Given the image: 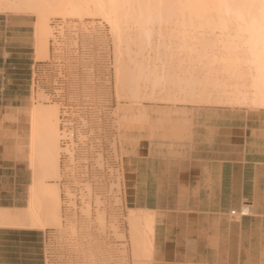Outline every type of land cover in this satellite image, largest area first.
Returning a JSON list of instances; mask_svg holds the SVG:
<instances>
[{
	"label": "crops",
	"instance_id": "obj_1",
	"mask_svg": "<svg viewBox=\"0 0 264 264\" xmlns=\"http://www.w3.org/2000/svg\"><path fill=\"white\" fill-rule=\"evenodd\" d=\"M3 85L0 209H18L25 205L5 203L6 192L17 198L16 144L30 104L4 98ZM249 101L144 103L133 114L123 134V201L148 264H264V107ZM244 202L251 214L231 216ZM15 230L0 226V264H34L35 248Z\"/></svg>",
	"mask_w": 264,
	"mask_h": 264
},
{
	"label": "rangeland",
	"instance_id": "obj_2",
	"mask_svg": "<svg viewBox=\"0 0 264 264\" xmlns=\"http://www.w3.org/2000/svg\"><path fill=\"white\" fill-rule=\"evenodd\" d=\"M34 19L32 14L0 11V55L3 50L2 47L5 46L3 55L7 58L4 63L0 58V67H4L0 74V83L3 81L5 87L3 97L8 98V100L26 99L30 105L31 103L55 105L57 111L58 107L63 105L72 108L78 105L82 106L81 113L89 118H91L94 110H97V114H100L102 119V165L100 185L99 188H95L92 183L90 184L92 178L85 173L87 167H84L91 161V149L88 147L81 149V146L77 144L78 150H76L75 156L78 162L75 168V177H77L76 180L79 184L77 182L71 183L72 186H76L72 187L76 196L73 195L74 198L70 202L64 196L67 181L63 177L61 178L62 161L61 166L59 161L61 180L58 179L57 183L60 184L58 186L61 198L60 227L47 228L42 231L28 229L15 231L22 233L20 240L22 246H28V240H30L31 247L35 248L36 259L34 264H136V256L131 241L132 221L130 217L132 211L125 207L123 201L122 165L120 171L115 166L117 159L122 161L123 134L130 129L133 114L139 113L144 103L185 104L189 102L205 104L208 102L170 101L162 97L170 81L171 83L178 81L173 75H170L173 80L170 79V76L166 79L160 78L161 80H158L159 85L164 84L160 85L161 90L158 89L159 85L155 89L161 67L166 65L165 68H175L177 67L176 64L178 65L177 58L170 59V61L163 56L154 61L148 60L147 57L136 56L134 59V56L131 57L130 55V58L125 55L123 63L125 62L126 65V67L124 65L126 73H129L126 74V83L130 86L125 85L127 87H125V92H127L128 87L129 90L127 93L124 92V95L128 96L124 97L121 94L118 98L115 90L114 69L116 61H114L113 37L109 24L100 17L83 16L82 19L68 17L63 20L56 14L48 15L47 22L53 31L52 36L47 40L48 57L36 59L33 38ZM20 45H24V47H18ZM136 49L133 47V50ZM211 49L216 50L217 47L210 45L202 47L204 51H211ZM175 50L177 49L175 48ZM197 57L193 55L188 61H184L185 63L181 62V67L183 65L182 68H187L192 64L193 66L191 65L190 68H198L205 60L204 57H198L201 60ZM33 61H37L38 64L34 85L31 84ZM198 61L201 63L197 64ZM153 66L158 67L159 71ZM152 68L156 70V74L148 75V70H153ZM176 69L174 70L177 72L175 75L180 78L186 77L183 72L180 74V69ZM211 73L214 74V72H210V76L213 75ZM132 76L136 77L137 80L136 78L132 80ZM163 79H165L164 82ZM130 80L139 85V88ZM224 80L227 81L226 78L223 79L222 77L223 82ZM244 81L248 82L249 79L246 78ZM7 85L10 89L8 96L5 95ZM132 85L137 87L136 92L139 91L137 98H133L129 94ZM212 88L209 92L214 91L217 92L216 94L227 91L225 87L223 89L220 87ZM15 90L23 95L19 97L12 95ZM175 90L172 91L175 92L174 94H178V97L188 98L189 89ZM60 91L61 93H59ZM214 92L212 94H215ZM226 103L210 102L209 104H231ZM19 128L18 148H20V152H18L20 154L17 152L16 155L18 183L14 187L17 198L14 201L9 200V195L12 193L6 192L7 201L5 203L24 206L28 199V187L32 183V170L27 160L26 131H28V125L26 122H21ZM79 163L80 165H78ZM87 183L90 189L86 187ZM10 189L13 190V186ZM100 211H103L104 214L103 227L98 219ZM111 225H114L115 232ZM43 235L44 239L42 238ZM118 235L119 237H117Z\"/></svg>",
	"mask_w": 264,
	"mask_h": 264
},
{
	"label": "bare ground",
	"instance_id": "obj_3",
	"mask_svg": "<svg viewBox=\"0 0 264 264\" xmlns=\"http://www.w3.org/2000/svg\"><path fill=\"white\" fill-rule=\"evenodd\" d=\"M0 11L34 16L36 59L48 57L47 40L53 32L47 22L48 15L56 14L63 20L68 17L82 19L83 16L105 20L113 37L115 90L118 98L124 95L125 85H128L126 74L129 73H126L123 63L125 55L134 56V59L136 56L147 57L154 61L163 56L168 60H178L177 67L168 69L163 64L161 75L157 72L159 78L156 79L155 89L160 78L166 79L173 75L178 80L172 83L169 80L167 89H163L165 92L162 97L165 100L227 102L236 105L250 99L249 102L256 107H264V0H0ZM206 45L217 49L202 50ZM133 47L137 49L133 50ZM193 55L204 57L205 62L198 68H190L192 64L182 68L181 62L188 61ZM176 68L186 77L175 75ZM154 69L148 70V75H155ZM210 72L215 75L211 73L213 75L210 76ZM222 77L227 81L223 82ZM134 78L132 76V80ZM246 78L249 79L248 83L244 81ZM152 79L155 80L154 77ZM160 85L158 89L161 90ZM137 87L132 85L129 93L133 98L139 96ZM212 87H225L227 91L216 94ZM210 88L215 94L209 92ZM175 89H189L188 98L178 97V94L173 93ZM24 116L28 125L27 160L32 170V183L28 187V199L24 207L0 209V226L41 231L58 228L61 225V198L57 181L60 179L59 161L63 151L60 145L59 107L57 111L55 105L31 103ZM18 146L17 142L16 151L20 152ZM98 219L103 227V211L99 212ZM111 226L114 230V225ZM131 236L135 263L148 264L150 257L147 243L144 242L141 250L134 229Z\"/></svg>",
	"mask_w": 264,
	"mask_h": 264
},
{
	"label": "built area",
	"instance_id": "obj_4",
	"mask_svg": "<svg viewBox=\"0 0 264 264\" xmlns=\"http://www.w3.org/2000/svg\"><path fill=\"white\" fill-rule=\"evenodd\" d=\"M38 64L37 62L32 67V77L31 84L34 85L36 83L34 77H36ZM61 93V91L59 92ZM71 107L67 105L60 106L59 108V128L62 134L61 137V147L63 151L61 153L60 158V166L61 167V178L63 177L66 180L67 189H65V197L67 200L72 201L74 198V188L76 186H72L71 183L75 184L77 182V177H75V168L77 167L78 159L76 158V150L78 145L81 146V149H91V161L84 167L86 169V175L91 177L92 186L95 188H99L100 185V176H101V138H102V119L101 115L97 114V110H94L91 118L87 115L81 113L82 106ZM100 113V110H99ZM77 142V143H76ZM78 144V145H77ZM80 165V163L78 164ZM116 169L118 171L121 170V161L119 159L116 160L115 163ZM83 167V165H82ZM61 180V179H60ZM79 184V182H77ZM88 184V183H87ZM78 187V186H77ZM89 187V184L86 186ZM80 189V186H79ZM71 195V196H70ZM251 204L248 202H244L238 209H234L230 212L231 216L234 217H244L251 214Z\"/></svg>",
	"mask_w": 264,
	"mask_h": 264
}]
</instances>
